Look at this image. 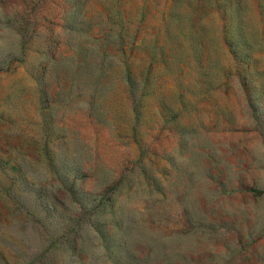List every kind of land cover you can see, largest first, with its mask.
<instances>
[{
  "label": "rangeland",
  "instance_id": "obj_1",
  "mask_svg": "<svg viewBox=\"0 0 264 264\" xmlns=\"http://www.w3.org/2000/svg\"><path fill=\"white\" fill-rule=\"evenodd\" d=\"M0 264H264V0H0Z\"/></svg>",
  "mask_w": 264,
  "mask_h": 264
}]
</instances>
